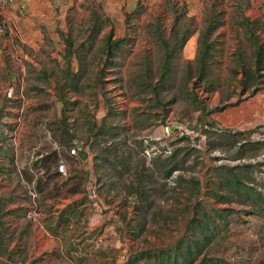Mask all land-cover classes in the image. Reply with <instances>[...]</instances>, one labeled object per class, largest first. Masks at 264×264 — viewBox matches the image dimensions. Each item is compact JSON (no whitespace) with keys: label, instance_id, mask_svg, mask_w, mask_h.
Masks as SVG:
<instances>
[{"label":"rangeland","instance_id":"obj_1","mask_svg":"<svg viewBox=\"0 0 264 264\" xmlns=\"http://www.w3.org/2000/svg\"><path fill=\"white\" fill-rule=\"evenodd\" d=\"M117 1L79 0L76 8L67 13L66 39L72 43L73 65L81 74L77 89L70 88L74 99L65 110L72 134L66 136V143L59 142L63 147L59 157L67 165L70 162L66 153L75 142L86 150L89 148L100 166L97 175L103 183L101 192L113 191V197L114 192H119L115 198L119 213L113 214L110 230L100 235L103 244L106 239L113 242V264L117 261L126 264L135 253L174 247L180 241L193 249L192 241L200 232L196 227L204 221L209 222L206 233L212 239L192 264H200L202 259L209 264H264V217L252 215L248 205L241 206L233 200L218 203L213 196L214 193L234 196L231 185L224 180L231 175L219 171L221 166H255L256 172L251 177L256 184L261 181L260 164L264 165L262 150L255 152L231 145V140L219 134L225 130L245 132L244 139L248 142L255 139L254 135L264 137V121L260 128L251 129L243 121L246 111H257L255 108L260 107L264 114V77L259 80L256 94H252L253 89L243 94L240 84L242 67L252 65L254 50L242 30L232 27L239 19L238 6L243 5V0H130L135 6L133 10L125 7L126 2L120 10H110ZM211 19L223 21L224 26L212 34L211 58L204 79L199 81L195 63L199 47L194 57L186 58L180 52L181 46L174 44L182 37L200 35ZM0 24L5 26L0 37L10 40L7 24L2 19ZM111 33L112 41L114 37L125 42L109 58L105 41ZM221 34L224 36L220 38ZM257 35L264 41V29ZM235 38L239 41H234ZM172 48H176L175 56L162 81L161 64L166 51ZM46 63L54 69L56 80L62 77L57 64L50 59ZM260 74L264 75V71ZM247 100L251 101L244 105ZM197 105L203 112L194 110ZM51 108L53 116H58L59 108ZM52 126L59 137L66 130L58 120ZM168 127L173 130L169 135L165 132ZM190 132L198 134L197 140L191 139ZM202 135L206 140L200 139ZM150 137L153 142L147 141ZM150 144L160 151L158 165L153 168L142 162L146 156L141 154L143 147ZM115 147L119 148L117 157ZM121 152L126 154L118 158ZM239 153L245 156V163L233 160ZM162 159L180 163L177 178L163 179ZM257 159L260 164L249 163ZM58 160L54 158L51 164L57 165ZM74 167L70 169L71 176L81 179V172ZM136 169L143 177L140 188H144V196L128 191L130 185L136 184ZM43 172L44 177L45 174L47 178L53 177V170ZM240 172L237 170L239 175ZM113 183L124 185L116 187ZM211 208L248 212L219 220ZM194 220L200 223H193ZM116 221L120 222L122 232L115 229ZM180 251L183 253V248ZM139 264H152V260Z\"/></svg>","mask_w":264,"mask_h":264},{"label":"crops","instance_id":"obj_2","mask_svg":"<svg viewBox=\"0 0 264 264\" xmlns=\"http://www.w3.org/2000/svg\"><path fill=\"white\" fill-rule=\"evenodd\" d=\"M77 1L14 0L0 8V19L7 24L10 38L0 37V264H113L111 239H106L98 252L93 251L92 245L110 230L113 214L119 213L115 207L118 189L114 188V197L113 191L101 192L103 183L97 175L100 166L89 148L84 161L66 153L70 165L63 160L67 174L62 177L56 172L62 159L52 147L53 142L66 143V136L72 134L65 110L74 99L70 88L77 89L81 71L73 65L75 54L70 67L66 65L61 40L64 42L67 35V13L76 8ZM123 2L127 9L135 8L130 0H118L110 10H120ZM238 7L239 19L232 25L234 29L241 17L252 21L264 16V0H243ZM199 36L195 33L181 45L180 52L186 58L194 57ZM212 40L210 35L209 43ZM47 45L51 48L47 49ZM49 59L57 64L61 78H54V69L46 63ZM52 106L59 108L56 117ZM255 109L260 112L246 111L243 116L244 126L249 129L260 128L264 121L260 107ZM55 120L66 127L61 137L52 129ZM253 139L252 142L264 141L260 134ZM148 140L154 141L152 137ZM151 144L143 147L141 154L146 155L145 164L153 168L158 165L160 151ZM54 158L59 159L57 165L51 164ZM74 166L81 172V179L71 176ZM48 169L54 171L53 177L43 176ZM91 189L93 194H87ZM116 224L115 229L122 232L120 222Z\"/></svg>","mask_w":264,"mask_h":264},{"label":"trees","instance_id":"obj_3","mask_svg":"<svg viewBox=\"0 0 264 264\" xmlns=\"http://www.w3.org/2000/svg\"><path fill=\"white\" fill-rule=\"evenodd\" d=\"M207 27L200 33L199 36V52L195 59V63L197 65V78L199 81H202L206 74V69L208 65V61L211 58L210 51L213 49L212 43H209L208 37L215 33L222 23L220 21L211 19L207 21ZM237 26L242 30L244 36H246L247 41L254 47L253 50V63L249 68L242 67V74L243 79L241 80L240 84L243 86V94L249 90H252V94H256L259 91L258 85L260 83V79L264 77L260 73L264 71V41L257 35L258 31L264 29V16L260 19L256 20H249L245 17H241L239 21H236ZM96 29V25L93 26V30ZM96 31V30H95ZM187 37L182 38V40H178L174 45L181 46L185 42ZM66 44L65 48V62L68 67H70V61L75 51H73V46L70 41L64 39ZM125 42V39H118L112 41V33L107 35L105 41V53L110 58L113 55V50H118L120 45ZM167 49V44L164 46ZM175 49L172 48L170 51H166L164 59L161 64V74L160 77L162 81L166 78L169 69L170 63L175 56ZM237 74V72H236ZM190 79V76L188 77ZM155 92H157V87L155 88ZM195 102H197L195 100ZM197 104V103H196ZM195 111L203 112V109L200 105H197L194 109ZM216 112L215 111H212ZM218 132V131H217ZM220 137L231 140V145H240L241 148H248L249 151H263L264 152V141L259 142H248L244 139L245 133H237L231 132L229 130L219 131ZM68 133V132H67ZM70 136V134L68 133ZM242 138V140L239 139ZM240 140V141H239ZM243 141H246L243 143ZM117 150L114 154L117 157V153L119 151L118 147H115ZM114 152V149H113ZM108 153V152H106ZM118 158L122 157L124 153H120ZM245 156L242 154H238L233 160H243ZM144 164V159H142ZM120 164H124L120 160ZM143 168L142 165H140ZM161 169L163 170V179L167 180L173 172L178 171L180 169V163H176L174 160L166 159L161 164ZM226 172L231 176L229 179L224 178L225 182L231 185V192L234 196L227 197L225 195H221L218 193H214L213 196L216 198L218 203L226 204L230 203L231 200L236 202L237 204L243 206L248 205L251 208V214L259 217H264V182L259 181V183H254L251 174L256 172V167L253 165H245L241 167H228V166H221L219 171ZM237 170H240L241 176L237 173ZM138 177L136 179L135 186L130 185L128 188L129 194L140 195L144 196L145 191L144 188H140L143 185V177H141V172L137 171L136 175ZM223 178V177H220ZM231 198V199H230ZM212 212L214 213L216 219L224 220L225 217H229L234 214H239L240 212L247 213L248 211H236L232 209H213L211 208ZM193 223H200L199 220H194ZM203 224V225H202ZM202 225V226H201ZM200 232L196 235V240L192 241L194 243L193 249L189 248L188 244L184 241H180L176 246L166 248V249H154L151 252H141L135 253L130 256V259L127 261L126 264H139L141 261H151L152 264H192L196 259L200 257L202 252L205 250V247L209 241H211L212 236L210 233L207 232V228H209V222L204 221L201 222L197 227ZM212 228H210V231ZM208 231V232H210ZM191 246V245H190ZM181 248H183V253H181ZM209 261L206 259H202L200 264H209ZM220 264V262H217Z\"/></svg>","mask_w":264,"mask_h":264},{"label":"built area","instance_id":"obj_4","mask_svg":"<svg viewBox=\"0 0 264 264\" xmlns=\"http://www.w3.org/2000/svg\"><path fill=\"white\" fill-rule=\"evenodd\" d=\"M13 1L14 0H0V8H4V7L10 5ZM4 32H5V26H4V24H0V35H3ZM172 131L173 130L171 128H169V127L165 129V132L168 135L171 134ZM189 136L191 137V139H196V140L199 137L198 134L195 133V132H190ZM200 139L204 141V140H206V136L202 135V136H200ZM52 147L54 148V150H56L58 152L63 149V147L58 142H53L52 143ZM85 150L86 149H85V147L82 144L75 142L73 144V146L67 151V153H68V155L70 157L79 158V154L82 153V152L85 153ZM241 161L245 163V160H241ZM249 163H253V164L259 163L260 164V161H259V159H257V161L250 160ZM260 165H261V169H260L259 176L261 178L260 180L262 182H264V165L263 164H260ZM56 172L59 175H61L62 177L66 176L67 168H66V163L63 160H59V163H58L57 168H56ZM178 176H179V172L175 171V172L172 173L171 179H175ZM88 194L92 195L93 194V190L92 189L89 190ZM102 244H103V239H102L101 236H98L95 239V241H94V243L92 245L93 251H95V252L100 251Z\"/></svg>","mask_w":264,"mask_h":264},{"label":"water","instance_id":"obj_5","mask_svg":"<svg viewBox=\"0 0 264 264\" xmlns=\"http://www.w3.org/2000/svg\"><path fill=\"white\" fill-rule=\"evenodd\" d=\"M79 157H80V159H82L83 161L87 159V155H86L84 152L80 153V154H79Z\"/></svg>","mask_w":264,"mask_h":264}]
</instances>
